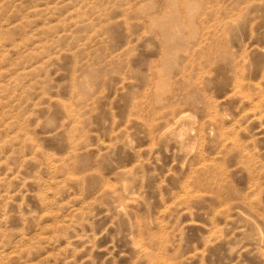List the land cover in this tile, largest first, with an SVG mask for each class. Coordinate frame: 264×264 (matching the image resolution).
<instances>
[{
    "label": "rangeland",
    "instance_id": "374dc122",
    "mask_svg": "<svg viewBox=\"0 0 264 264\" xmlns=\"http://www.w3.org/2000/svg\"><path fill=\"white\" fill-rule=\"evenodd\" d=\"M0 264H264V0H0Z\"/></svg>",
    "mask_w": 264,
    "mask_h": 264
}]
</instances>
